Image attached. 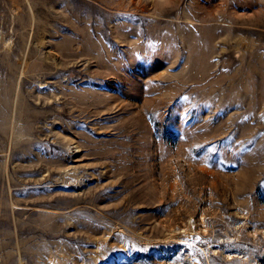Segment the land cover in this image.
<instances>
[{"label": "rangeland", "instance_id": "374dc122", "mask_svg": "<svg viewBox=\"0 0 264 264\" xmlns=\"http://www.w3.org/2000/svg\"><path fill=\"white\" fill-rule=\"evenodd\" d=\"M0 264H264V0H0Z\"/></svg>", "mask_w": 264, "mask_h": 264}]
</instances>
